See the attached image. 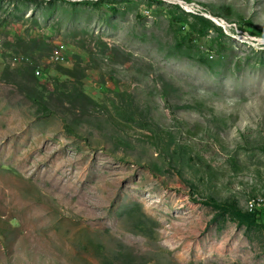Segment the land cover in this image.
<instances>
[{"label": "rangeland", "instance_id": "1", "mask_svg": "<svg viewBox=\"0 0 264 264\" xmlns=\"http://www.w3.org/2000/svg\"><path fill=\"white\" fill-rule=\"evenodd\" d=\"M263 208L264 0H0V264H264Z\"/></svg>", "mask_w": 264, "mask_h": 264}, {"label": "trees", "instance_id": "2", "mask_svg": "<svg viewBox=\"0 0 264 264\" xmlns=\"http://www.w3.org/2000/svg\"><path fill=\"white\" fill-rule=\"evenodd\" d=\"M64 69V68H63ZM65 71H66V73H70V74H74L76 71H77V68H72V69H67V68H65L64 69ZM81 97V99L85 102L86 100H89L90 101V98H88L87 97V95H85V94H83L82 92H81V95H80ZM37 99V98H36ZM42 107H44V105H43V103H42ZM264 209V208H263ZM259 214H261L262 215V213H259ZM260 215V216H261ZM262 217V216H261Z\"/></svg>", "mask_w": 264, "mask_h": 264}, {"label": "built area", "instance_id": "3", "mask_svg": "<svg viewBox=\"0 0 264 264\" xmlns=\"http://www.w3.org/2000/svg\"><path fill=\"white\" fill-rule=\"evenodd\" d=\"M37 73H39V70H37Z\"/></svg>", "mask_w": 264, "mask_h": 264}]
</instances>
